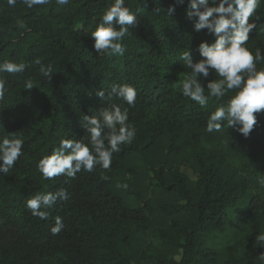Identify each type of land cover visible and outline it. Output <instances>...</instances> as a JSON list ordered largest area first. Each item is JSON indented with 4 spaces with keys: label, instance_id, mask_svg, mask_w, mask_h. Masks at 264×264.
Returning <instances> with one entry per match:
<instances>
[{
    "label": "trees",
    "instance_id": "obj_1",
    "mask_svg": "<svg viewBox=\"0 0 264 264\" xmlns=\"http://www.w3.org/2000/svg\"><path fill=\"white\" fill-rule=\"evenodd\" d=\"M173 2L125 0L137 23L122 41L125 54L111 56L94 49L90 33L114 0H48L31 9L0 0V63L25 66L0 74L7 79L0 139L24 141L13 168L0 173V264H264L256 239L264 234V111L247 137L226 121L207 132L211 112L235 92L210 97L205 107L182 95L189 71L182 52L199 60L198 45L215 37L194 30L187 0L167 14ZM256 16L246 42L254 55L264 54V0ZM215 79L210 72L201 82ZM123 84L137 91L132 107L96 95ZM113 104L128 108L136 136L113 154L111 167L44 179L38 161L61 139L87 144L83 117ZM60 189L68 198L46 209V220L26 208L33 196ZM56 217L64 227L53 235Z\"/></svg>",
    "mask_w": 264,
    "mask_h": 264
},
{
    "label": "clouds",
    "instance_id": "obj_2",
    "mask_svg": "<svg viewBox=\"0 0 264 264\" xmlns=\"http://www.w3.org/2000/svg\"><path fill=\"white\" fill-rule=\"evenodd\" d=\"M29 9L37 5H46L48 0H20ZM262 0H187L186 15L193 20L195 31L207 30L215 37L214 42H201L197 51L201 57L194 61L189 50L183 51L180 60L188 73L181 82L182 95L197 102L201 107L208 104L210 97L222 98L228 91L235 94L227 105L217 107L209 115L206 130L209 133L221 131L224 122L227 127H236L237 131L247 137L257 123L256 113L264 111V68H258L264 62V54L257 51L255 55L246 47L249 33L256 28V23L249 22L256 16V10ZM9 7H14L17 0H7ZM57 5L64 6L69 0H56ZM186 0H174L167 9V14L175 11L176 6L184 5ZM158 11V10H157ZM137 23L136 16L125 0H114V3L102 13L101 22L90 33L94 40V49L100 54L123 56L126 51L123 39L129 34V28ZM18 27L26 26L17 21ZM24 65L5 60L0 63V74H15L24 71ZM40 71L48 76L52 73L50 67H41ZM210 72L218 79L209 80L205 86L201 81L207 80ZM6 77L0 76V98L6 90ZM31 81L26 83V89H32ZM205 88L208 95H205ZM96 95L101 101L110 99L113 95L134 106L137 91L128 84L117 85L107 96L104 90H98ZM128 108L122 109L113 104L102 110L99 115H85L82 127L88 135V143L77 139H61L59 147L50 155L42 157L37 163V169L44 179H52L64 175L75 178L81 170L93 171L99 166L109 169L114 153L121 151V145L131 144L136 136V129L129 124ZM24 141L18 137L0 139V173L7 175L22 154ZM259 183L264 184V177ZM127 187V185H124ZM68 194L60 189L57 192L39 193L26 201V208L31 214L41 220H46L49 213L46 209L54 206L57 199H67ZM63 221L56 217L51 228L53 235L63 229ZM256 239L264 245V234ZM264 260V254L260 256Z\"/></svg>",
    "mask_w": 264,
    "mask_h": 264
},
{
    "label": "rangeland",
    "instance_id": "obj_3",
    "mask_svg": "<svg viewBox=\"0 0 264 264\" xmlns=\"http://www.w3.org/2000/svg\"><path fill=\"white\" fill-rule=\"evenodd\" d=\"M184 171H185L190 177H193V172H192V170H191L190 168L185 167V168H184Z\"/></svg>",
    "mask_w": 264,
    "mask_h": 264
}]
</instances>
